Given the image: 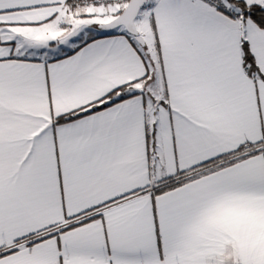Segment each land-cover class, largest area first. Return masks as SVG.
<instances>
[{
  "label": "snow or ice",
  "instance_id": "1",
  "mask_svg": "<svg viewBox=\"0 0 264 264\" xmlns=\"http://www.w3.org/2000/svg\"><path fill=\"white\" fill-rule=\"evenodd\" d=\"M0 264H264V0H0Z\"/></svg>",
  "mask_w": 264,
  "mask_h": 264
}]
</instances>
